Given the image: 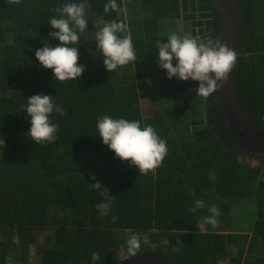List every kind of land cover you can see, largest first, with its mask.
<instances>
[{
  "label": "trees",
  "instance_id": "trees-1",
  "mask_svg": "<svg viewBox=\"0 0 264 264\" xmlns=\"http://www.w3.org/2000/svg\"><path fill=\"white\" fill-rule=\"evenodd\" d=\"M236 1L240 31L231 76L243 111L264 134V0ZM72 2L85 4L88 27L78 33L79 44L69 45L85 67L78 80L58 81L35 50L44 41L60 43L49 37L56 29L48 21L59 18L53 8ZM107 2L0 0V264L9 255L12 264H93V252L100 255L95 264H115L133 233L141 237L138 253L160 251L173 264H264V151H245L219 126L215 93L204 99L205 123L201 115L189 121L199 104L188 94L199 82L168 79L158 64L156 41L167 42L166 25L191 19L193 38L216 41L217 11L209 0H116L118 9L106 13ZM135 4L139 17L123 19L121 10ZM113 20L127 24L118 35L131 36L136 61L109 72L95 23ZM34 94L52 96L65 110L50 115L58 124L53 142L36 143L28 133L27 99ZM146 99L160 111L143 117ZM104 116L151 125L167 144L161 165L143 175L116 158L96 127ZM96 181L102 187L92 190ZM107 199L111 210L101 217L96 204ZM197 200L204 207L193 212ZM239 202L250 204L244 206L254 213L252 227L233 232L228 214ZM213 205L220 212L214 226L205 222Z\"/></svg>",
  "mask_w": 264,
  "mask_h": 264
},
{
  "label": "clouds",
  "instance_id": "clouds-1",
  "mask_svg": "<svg viewBox=\"0 0 264 264\" xmlns=\"http://www.w3.org/2000/svg\"><path fill=\"white\" fill-rule=\"evenodd\" d=\"M9 2L20 4L21 0H9ZM117 9L116 0H108L104 5L106 13ZM52 11L58 13L59 18L49 19L51 28L56 31H50L48 35L60 43L51 46L48 41H44L43 47L35 50V57L41 67L53 71L56 80H78L85 66L78 64L77 47L69 45L79 44L78 33H83L88 27L85 4L83 2L66 3L53 8ZM126 31L125 22L113 20L105 23L96 32V47L100 49L104 57L103 64L109 72L136 61L131 36L118 35ZM156 48L158 49V64L166 70L167 78L176 77L183 81L189 79L198 81L195 94L204 99L220 90L236 65L238 56L233 48L219 40L198 42L196 38L187 33L183 36L170 34L167 42L156 41ZM53 112L61 116L65 115V110L53 102L52 96L34 94L27 99L26 115L30 120L28 133L36 143L53 142L57 139L58 124L50 121V115ZM96 127L103 144L115 153V157L136 166L140 174L147 175L158 168L168 153L166 141L157 135L151 125L142 128L141 121L104 116L97 120ZM89 175L92 180L96 179L95 174L89 173ZM101 187L102 184L99 181L90 182L92 190H98ZM112 203L111 199H107L96 204L101 217L109 214ZM203 207L204 201L197 200L191 211L195 212L197 208ZM209 211L211 215L205 217V222L214 226L220 212L215 205ZM117 219L116 216L112 217L113 222ZM126 245L128 254L135 256L141 248L140 235L133 233L127 239ZM99 259V253L93 252L91 255L93 264Z\"/></svg>",
  "mask_w": 264,
  "mask_h": 264
},
{
  "label": "water",
  "instance_id": "water-1",
  "mask_svg": "<svg viewBox=\"0 0 264 264\" xmlns=\"http://www.w3.org/2000/svg\"><path fill=\"white\" fill-rule=\"evenodd\" d=\"M219 15L216 40L234 49L240 31L239 5L236 0H209ZM219 83V82H218ZM222 113L219 126L227 127L245 151H264V134L259 132L254 122L243 111L237 98L234 82L229 73L228 79L213 98ZM119 264H173L162 252L149 250L126 257Z\"/></svg>",
  "mask_w": 264,
  "mask_h": 264
},
{
  "label": "rangeland",
  "instance_id": "rangeland-1",
  "mask_svg": "<svg viewBox=\"0 0 264 264\" xmlns=\"http://www.w3.org/2000/svg\"><path fill=\"white\" fill-rule=\"evenodd\" d=\"M136 7H137V4L133 5V7L131 8L130 11H128L126 8L122 9L121 10V14H122L121 17L123 19H126V20L128 19L130 14L136 15L137 17H139L140 10H139V8H136ZM198 17L205 18V15H198ZM190 22H191V19L184 20V19L179 18L176 21H173L172 25H166L167 31L170 34L175 33V34H178L180 36L184 35L185 33L191 35ZM95 26L97 29H99L100 27H102V24L100 22H96ZM208 33L209 32L207 31L206 34H208ZM8 40H10V36H8ZM199 40H197V41H199ZM147 82H149V81H147ZM197 87H198V85L193 86L190 89V93L188 94V100L191 101V99H192L191 104H192V102L195 104H197V103L199 104V105H197L198 107L195 106L196 107V110H195L196 114L195 115L190 114L189 121L190 120L191 121L196 120L201 115V119L203 120L202 124H204L205 123L204 118H205L206 103L204 102V98L197 96L195 94V89ZM166 103H168V105H166V106H168V108H170L171 107L170 100L165 101L164 105ZM140 107L142 110L143 117L150 115L151 112H155L156 110L160 111L158 108H156L158 106L156 104L152 103L151 101H149L148 99H146L144 102H141ZM244 205L248 206L250 204L245 203V202H244V204H242L239 202L238 204L237 203L233 204L230 207V211L228 214L229 215L228 228L230 231L241 232L243 229H244V231L247 229H251L254 213L251 210H246V207ZM33 250H34V248L30 247L29 255L31 257L33 256V252H32ZM126 251H127V247H125V248L122 247L119 250H117V252L115 253V256H114L115 261L119 260L121 258H125L126 254H128V252H126ZM13 258H15L13 255H9V257L7 258V262H8L7 264H12Z\"/></svg>",
  "mask_w": 264,
  "mask_h": 264
},
{
  "label": "flooded vegetation",
  "instance_id": "flooded-vegetation-1",
  "mask_svg": "<svg viewBox=\"0 0 264 264\" xmlns=\"http://www.w3.org/2000/svg\"><path fill=\"white\" fill-rule=\"evenodd\" d=\"M140 253H141V252H140ZM129 256H130V255H128V256H126V257H129ZM126 257H125V258H126ZM125 258H121V259H119V260H116V261H115V264H119V262H121V261L124 260Z\"/></svg>",
  "mask_w": 264,
  "mask_h": 264
},
{
  "label": "built area",
  "instance_id": "built-area-1",
  "mask_svg": "<svg viewBox=\"0 0 264 264\" xmlns=\"http://www.w3.org/2000/svg\"><path fill=\"white\" fill-rule=\"evenodd\" d=\"M129 254H126V256H128Z\"/></svg>",
  "mask_w": 264,
  "mask_h": 264
}]
</instances>
